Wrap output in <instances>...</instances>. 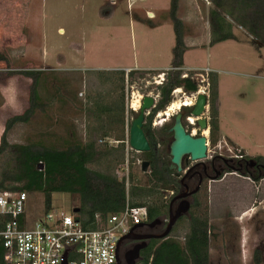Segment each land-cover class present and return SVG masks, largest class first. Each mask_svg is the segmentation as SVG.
Segmentation results:
<instances>
[{"label":"rangeland","instance_id":"1","mask_svg":"<svg viewBox=\"0 0 264 264\" xmlns=\"http://www.w3.org/2000/svg\"><path fill=\"white\" fill-rule=\"evenodd\" d=\"M121 1L0 0V52L8 59L7 62H0V143L6 122L16 115H22L29 108L33 80L26 72L31 71L47 74L42 80L47 82L48 91L40 88L42 96L47 95V92L63 94L64 100L68 102L67 105H61L55 101L46 115L38 113L28 124L15 125L8 133V142L11 145L33 144L38 147L53 144L54 141L58 143L70 127L76 129L79 138H85L88 120L81 109V102H84L88 91L100 90V86L90 71L78 70L81 67L77 65V56L84 50L90 54L100 50L112 51L116 45L123 43L120 39L107 38L108 34L119 29L115 25L123 20L128 21L123 15L128 10L127 3ZM154 1L160 0H145L146 3L140 1L135 9L148 8ZM109 8H112L114 17L108 23L103 17ZM212 9H215L212 0H209V4L206 0L179 2L186 41L191 45L196 43L187 54L188 68L182 70L183 73L192 77L199 90L208 95V99L209 74L213 73L217 77L219 142L212 146L210 136L207 135L208 158L200 162H208L214 157L229 162L226 165L228 170H225L227 174L224 171L221 180L208 182L207 191H203L201 197L203 209L208 208L209 221L214 228L210 261L211 264H255V252L259 250L264 264V178L253 181L239 172H229V168L234 167V161L239 160V150H243L252 159L264 158V44L233 22L236 40L211 46L208 40L211 39L209 14ZM124 26L129 30L128 24ZM124 41L126 45L131 43L127 39ZM176 71L171 66L162 72H138L129 78L126 91L130 96L135 92L136 95L131 96L133 102L141 96L137 93L151 92L154 96L159 95L158 87L161 85L157 84L161 81L167 84L169 74ZM162 73L165 76L157 79ZM63 85L67 90L63 89ZM54 89L61 93H55ZM65 91H70V94ZM179 91L173 96L169 107L179 102L184 105L190 100V94L182 89ZM135 110L131 109L127 114L129 128L137 116L132 112H139V109ZM179 112L188 111L181 108ZM206 116L210 118V104ZM159 120L155 116L152 125L157 133L172 122L161 126ZM186 125L193 135L199 134L196 128L189 127L187 121ZM171 141L170 136L168 144ZM108 143L111 147L118 145L112 140H108ZM99 145L102 144L99 142ZM127 150L126 145L127 159L124 165L117 167V176L120 179L129 178V161L134 158V172L140 180L145 181L149 172L142 170V153ZM10 164L12 161L8 154L0 158V180ZM166 195L169 197V193ZM79 207L77 195H53L52 209L55 211L74 215V210ZM28 209L33 217L43 214L44 195L30 194ZM162 220L161 230L164 231L169 219ZM178 235L183 240L184 230H180Z\"/></svg>","mask_w":264,"mask_h":264},{"label":"trees","instance_id":"2","mask_svg":"<svg viewBox=\"0 0 264 264\" xmlns=\"http://www.w3.org/2000/svg\"><path fill=\"white\" fill-rule=\"evenodd\" d=\"M212 1L215 9L209 14L211 46L236 40L233 22L264 44V0ZM179 2L180 0H171L169 9V19L175 33L172 68L179 70L170 73L167 84L158 87L159 102L147 117L143 128L151 145L149 152L141 154L142 161L150 164L145 181L140 180L134 172V163H136L134 158L129 161L131 170L128 179H120L116 174L117 167L126 162V141L129 140L125 70L89 72L95 76L100 90L88 91L84 102H81V109L88 120L84 139L78 137L74 127H70L66 136L58 143L54 141L53 144L41 147L33 144L11 145L8 142V133L15 125L28 124L38 113L46 115L55 101L61 105H67L68 102L64 100L63 94L55 95L47 92V95L42 96L40 88L48 91L45 84L47 82L42 80L47 74L31 71L26 72V75L33 80L29 108L22 115H16L6 122L1 137L0 158L8 154L12 164L2 173L0 193H41L44 195L45 212L52 210L54 194L77 195L80 207L75 216L86 230L98 228L97 216L105 221L110 215L120 213L128 206L146 207L148 224L157 219L168 218L171 198H167L166 193L178 194L181 184L175 171L170 168L167 134L169 126L161 130L159 135L161 138L158 140L152 128V121L157 113L164 111L171 104L175 89L182 88L187 94L195 93L199 89L190 75L186 79L181 78L184 56L188 49L184 41L185 26L178 17ZM7 61V57L0 52V62ZM137 73V71L130 72L129 77ZM209 75L210 139L211 145L216 146L219 142L217 77L213 73ZM63 89L67 90L65 85ZM56 91L54 89L55 93H61L59 90ZM65 92L70 94V91ZM76 98L73 100L77 101ZM184 110L188 111L186 115L190 113V109L184 108ZM108 140L116 141L118 145L111 147ZM99 142L102 145H99ZM158 142L163 148H156ZM232 145L234 146L233 143ZM239 156L242 158L237 160L238 164L234 167L241 175L253 181L264 178L247 167L250 160L264 166L263 157L252 159L246 156L243 150H239ZM41 164L44 165L43 170L39 168ZM229 172H232V168H229ZM203 191L206 192L207 187ZM203 191L193 197L189 215L177 221L167 238L149 241L148 246L141 251L138 264H211L210 246L214 228L209 221L208 208L203 209L202 206ZM180 230L185 232L183 240L178 235ZM141 232V235L152 233L148 226L142 228ZM4 253L3 239L0 237V264H4ZM254 262L263 264V256L259 250L255 252Z\"/></svg>","mask_w":264,"mask_h":264},{"label":"built area","instance_id":"3","mask_svg":"<svg viewBox=\"0 0 264 264\" xmlns=\"http://www.w3.org/2000/svg\"><path fill=\"white\" fill-rule=\"evenodd\" d=\"M111 1L115 3V0ZM206 2L209 4V0ZM133 71L126 70V85L129 83V73ZM164 76L165 73L158 75L160 79ZM188 77L187 73L181 75L182 79ZM157 85H163L162 81ZM178 90L175 89L172 96H175ZM137 94L142 96L141 106L146 97H153L156 108L160 95L154 96L151 92ZM200 94L204 93L199 89L190 94L194 105ZM135 95V92L131 93V96ZM131 96L126 91L127 112L134 110ZM169 108L168 106L156 116L159 118L160 114L165 113ZM152 110L147 113V117ZM161 121L160 119L158 123ZM129 130L127 123L128 135ZM114 143L118 144L116 141ZM126 145L129 150H133L129 140L126 141ZM207 146L209 151V142ZM241 158L238 156V159ZM173 194L174 192L169 193L170 196ZM29 196L27 192L0 193V237L3 239L5 249L4 264H64L66 259L68 264H117L118 249H121L125 243L123 242L119 247L120 240L133 228L141 225L146 227L148 224L146 207L128 206L124 211L110 215L105 221L97 216L98 228L86 230L75 214H67L61 210L52 209L36 217L31 216L28 209Z\"/></svg>","mask_w":264,"mask_h":264},{"label":"crops","instance_id":"4","mask_svg":"<svg viewBox=\"0 0 264 264\" xmlns=\"http://www.w3.org/2000/svg\"><path fill=\"white\" fill-rule=\"evenodd\" d=\"M140 1L146 3L145 0L121 1L127 3L128 10L123 15L128 18V21L119 22L115 25L119 29L107 35V38L120 39V42L123 43L116 45L112 51L100 50L91 54L87 53L83 46L84 52L77 56L79 59L77 65L81 67L78 69L79 71L134 70L137 72H162L172 66L175 33L168 16L171 0L154 1L148 5L150 6L148 8L135 9ZM113 17V10L109 8L103 18L109 23ZM178 17L184 21L181 13H178ZM125 24L129 25V30L125 28ZM125 39L131 41V43L126 45ZM186 39L185 36L184 41L188 50L184 56L183 70L188 68L186 65L187 54L190 48L195 47L196 44L192 42L194 44L191 45L189 42L187 43ZM209 41L210 39L208 43ZM88 65L89 68H87Z\"/></svg>","mask_w":264,"mask_h":264},{"label":"water","instance_id":"5","mask_svg":"<svg viewBox=\"0 0 264 264\" xmlns=\"http://www.w3.org/2000/svg\"><path fill=\"white\" fill-rule=\"evenodd\" d=\"M155 99L153 97H146L142 106L136 116V118L132 121L130 130H129V142L131 148L137 153H146L151 150L150 143L144 132V124L146 121L147 113L154 109ZM209 107V99L208 95L200 94L198 96L197 102L192 107H183L190 109V113L188 115L183 112H179L175 115L174 125L170 129V132L173 133V141L169 147V153L171 157V169L177 171V173H181L184 170V162L189 159L192 162H200L206 160L208 158V146L209 142L208 136L205 135V130H209V136L211 133L210 128V118L206 116L207 110ZM195 119V124L191 122V119ZM187 121L189 126L193 129H197L199 134L193 135L191 132L187 130L188 126H185L184 121ZM250 167H254L256 162L254 160H250L248 162ZM150 164L148 162L142 163V170L146 172L149 168ZM40 170H43L44 165H40ZM232 172L236 173L238 170L235 167H232ZM219 174L214 180L218 179ZM196 193L190 192L183 195H179L174 198L173 203L182 199L179 206L175 211L170 209L169 213V222L166 225V229L161 234H148V235H137L136 230L138 228L144 227L145 225H141L140 227H135L132 231L122 238L119 242V247L123 242L126 241H136L138 242L135 247L129 251L124 257V263L120 259V249H118V261L117 264H138L141 259V251L144 250L149 241L153 239H165L167 238L177 221L183 217L188 216L191 208V203L187 201L185 198L192 196ZM78 209L74 210V213H78ZM163 223V220L157 219L154 222L147 224L148 227L154 228L156 225ZM64 264H68L67 259Z\"/></svg>","mask_w":264,"mask_h":264},{"label":"flooded vegetation","instance_id":"6","mask_svg":"<svg viewBox=\"0 0 264 264\" xmlns=\"http://www.w3.org/2000/svg\"><path fill=\"white\" fill-rule=\"evenodd\" d=\"M175 115L176 114H173L171 118H169V117L168 118H165V120L168 119V122L172 120L171 124L166 125V126H169V128L167 130V134L169 135V137L171 136L172 141H173V133L170 132V129L174 125ZM163 119H164V117H163ZM146 120H147V117H146ZM168 122H166V123H168ZM145 123H146V121H145ZM164 124L165 123L162 122L161 126L164 125ZM184 124H185V126H187L186 125V120L184 121ZM152 125H153V121H152ZM187 130L192 133V131H190V129H188V127H187ZM160 133H161V131L159 133H157L155 131V134H156V137L158 138V140L161 138V137H159ZM171 142H170V144H171ZM170 144H168V150H169ZM150 147H151V145H150ZM156 148H158V149L163 148V145L158 142L156 144ZM236 164H238V162H235L234 161V165H236ZM226 165H229V162H227V161H224L223 162V161H221L217 157H214L212 160H210L208 162H192L189 159L185 160V162H184V170L181 173H177V171L174 170L175 171V175L180 180L181 189H180V192L178 194L175 195V193H174L172 196L169 195V197H167L169 199L171 198L170 209L172 208V210L175 211L176 208L179 206V204L182 201V199H178L171 206V204H172V202H173V200H174L175 197H177L179 195H183V194H186V193H190V192L196 191V193L194 195L185 198L187 201H189L192 204L193 197L198 192L203 191L204 188L207 187V185H208L207 183L208 182H217V181H219V180L222 179V176L224 174V171L226 169L228 170V168H226ZM247 167H248V169L252 170L254 173H259L260 176L264 175V166L263 165H257V163H256V165L254 167H250L249 165ZM170 168H171V164H170ZM218 174H219L218 179L214 180V178H216ZM225 174H227L226 171H225ZM168 219H169V216H168ZM162 226H163V223H161L159 225H156L154 228H150L149 227L150 230H151V232H152L151 234H161V233H163L165 230L164 231L161 230L162 229ZM144 227H141L140 229H138L136 231V234L141 235V233H142L141 232V229L144 228ZM137 243L138 242H136V241H126L121 246V249H120V259H121V261L123 263H124V257H125V255L129 251H131L135 247V245Z\"/></svg>","mask_w":264,"mask_h":264},{"label":"bare ground","instance_id":"7","mask_svg":"<svg viewBox=\"0 0 264 264\" xmlns=\"http://www.w3.org/2000/svg\"><path fill=\"white\" fill-rule=\"evenodd\" d=\"M158 79H160V77H158ZM157 83V82H156ZM161 83V82H160ZM181 88H179V90H180ZM178 90V91H179ZM178 91H176V93H175V95H177V92ZM179 93H180V91H179ZM138 97V96H137ZM141 99H142V97L141 96H139L137 99H135V101L133 102V107H134V109H139V108H141V106H140V102H141ZM188 99H190V100H187V102L183 105L182 104V102H179V103H174L173 105H171V107L165 112V113H163V114H160V119L162 120L160 123L162 124V122L163 123H166V122H168V119H166V120H164L163 119V117L165 118H171L172 117V115L173 114H176L177 113V111H179V110H181V108H183V106H193L194 105V101L190 98V97H188ZM195 119L194 118H192L191 119V122L192 123H194L195 124ZM159 123V124H160ZM205 133H208L209 134V130H205ZM204 133V134H205ZM208 134H205V135H208Z\"/></svg>","mask_w":264,"mask_h":264}]
</instances>
